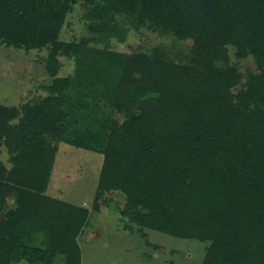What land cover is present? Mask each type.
I'll use <instances>...</instances> for the list:
<instances>
[{"label":"trees","instance_id":"obj_1","mask_svg":"<svg viewBox=\"0 0 264 264\" xmlns=\"http://www.w3.org/2000/svg\"><path fill=\"white\" fill-rule=\"evenodd\" d=\"M75 2L97 20L189 40V61L58 38ZM0 42L48 49L52 77L20 110L0 103V145L34 123L48 136L68 131L71 144L102 154L97 194L221 219L200 264H264V0H0ZM229 48L255 68L220 72L210 59ZM59 55L74 73L57 74ZM5 172L0 162V264L58 254L80 264L88 209Z\"/></svg>","mask_w":264,"mask_h":264},{"label":"rangeland","instance_id":"obj_2","mask_svg":"<svg viewBox=\"0 0 264 264\" xmlns=\"http://www.w3.org/2000/svg\"><path fill=\"white\" fill-rule=\"evenodd\" d=\"M55 3V1L53 2ZM58 38L80 44L187 63L190 41L147 27L93 18L88 6L75 2L58 30ZM48 49L0 42V103L20 110L22 104L48 93L52 77L44 58ZM58 75L74 73L72 58L58 56ZM211 64L223 74L254 69L251 56L228 49ZM16 120V118H15ZM5 180L86 207V228L78 235L80 264H200L205 246L221 219L192 212L134 205L119 190L97 194L102 154L70 143L69 132L48 136L40 124L17 128L0 145ZM7 203L13 205L14 199ZM65 261L63 255L52 264ZM11 264H28L23 259Z\"/></svg>","mask_w":264,"mask_h":264}]
</instances>
